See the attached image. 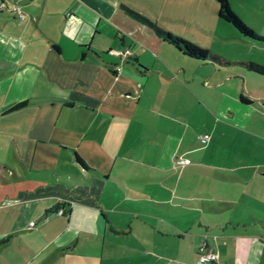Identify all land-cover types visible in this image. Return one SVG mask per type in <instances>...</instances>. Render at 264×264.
<instances>
[{
  "label": "crops",
  "instance_id": "obj_1",
  "mask_svg": "<svg viewBox=\"0 0 264 264\" xmlns=\"http://www.w3.org/2000/svg\"><path fill=\"white\" fill-rule=\"evenodd\" d=\"M227 1L264 35V0ZM0 2V264H189L204 233L225 264H264V75L118 3L230 59L264 64L240 50L264 43L216 0Z\"/></svg>",
  "mask_w": 264,
  "mask_h": 264
},
{
  "label": "trees",
  "instance_id": "obj_2",
  "mask_svg": "<svg viewBox=\"0 0 264 264\" xmlns=\"http://www.w3.org/2000/svg\"><path fill=\"white\" fill-rule=\"evenodd\" d=\"M217 2V15L228 21L240 34L247 36L253 40L264 43V35H259L255 33L250 27H248L242 19L230 8L227 0H216ZM119 8L129 15L130 17L140 21L147 25L157 36H159L163 41L171 44L178 51L198 59H208L219 64H227L231 62L240 63L245 68L250 69L254 72L264 75V64L257 62L248 58L230 59L224 55L210 49L209 47L198 45L197 43L190 41L178 34L172 33L160 25H158L154 20L145 16L144 14L138 12L137 10L131 8L130 6L119 2ZM25 100H20L16 103L11 104L6 108V110L18 107L22 105ZM75 159L83 166L89 167L85 164L83 159L74 152Z\"/></svg>",
  "mask_w": 264,
  "mask_h": 264
},
{
  "label": "built area",
  "instance_id": "obj_3",
  "mask_svg": "<svg viewBox=\"0 0 264 264\" xmlns=\"http://www.w3.org/2000/svg\"><path fill=\"white\" fill-rule=\"evenodd\" d=\"M0 6H4L3 2H0ZM6 9L13 13L18 18H24L26 16V13L22 10V8L17 4L16 2H11L7 6H5ZM105 52L114 56H117L118 58H124L128 54H130L129 47H107L105 49ZM114 72H118L120 69V65L113 64L112 66ZM198 139L201 143L206 142L208 139V133L207 132H201L198 134ZM188 159L185 157H175L172 160L173 164H183L187 162ZM63 207L60 205L56 208L57 213L63 212ZM189 264H225L224 261L219 257L218 251L215 246L209 244L206 240V234L204 233L201 237V240L198 244L195 258L190 261Z\"/></svg>",
  "mask_w": 264,
  "mask_h": 264
},
{
  "label": "rangeland",
  "instance_id": "obj_4",
  "mask_svg": "<svg viewBox=\"0 0 264 264\" xmlns=\"http://www.w3.org/2000/svg\"><path fill=\"white\" fill-rule=\"evenodd\" d=\"M260 44H262L263 42H259ZM242 45L241 47V51H247L249 48H251V50L253 49V51L258 52L259 54H262V52H264V47H262V45H248V43H240ZM199 45V44H198ZM220 47V45L218 46ZM222 48V47H220Z\"/></svg>",
  "mask_w": 264,
  "mask_h": 264
}]
</instances>
